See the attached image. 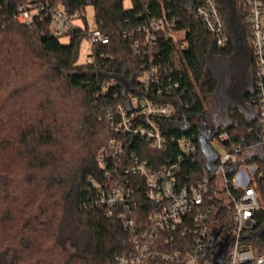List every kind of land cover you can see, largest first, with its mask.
<instances>
[{
  "label": "trees",
  "instance_id": "obj_1",
  "mask_svg": "<svg viewBox=\"0 0 264 264\" xmlns=\"http://www.w3.org/2000/svg\"><path fill=\"white\" fill-rule=\"evenodd\" d=\"M24 1L0 0V264H116L119 255L131 252V237L116 215L110 217L96 204V183L104 176L96 159L112 140L122 139L105 120L106 107L124 104L129 93L146 95L138 77L148 51L139 29L150 18L175 21V27L167 28L174 39L161 36L154 55L177 67L170 77L178 88L168 99L177 112L161 123L167 152L151 151L146 141L135 137L123 138L124 152L155 167L180 158L178 178L183 184H196L211 171L203 145L210 148L225 132L230 136V141L220 143L225 150L260 140L255 114L248 117L256 104L252 50L235 42L227 29L226 44L218 47L191 15V0H150L148 5L145 0H129L130 9L124 7L127 0H47L70 13L93 6L94 25L108 36L107 45L92 50V63L79 64L81 43L91 29L87 17L84 28L65 36L69 42L64 45L49 34L46 24L15 22L17 6ZM238 1L225 0L224 5H236L235 19L247 36ZM239 52L250 62L252 90L237 85L232 100L240 106L226 109L217 98L218 67L222 59ZM148 94L155 99L153 90ZM221 113L229 123L218 118L213 124L211 117ZM183 135L195 137V158L178 149ZM263 151L264 147L255 149L244 162L264 171ZM129 180L134 219L144 227L157 207L147 197L144 179ZM259 189L264 192V178ZM232 210L217 207L212 223L217 220L230 233ZM255 217L259 234L246 242L263 254L264 211ZM187 241L178 234L173 248Z\"/></svg>",
  "mask_w": 264,
  "mask_h": 264
},
{
  "label": "built area",
  "instance_id": "obj_2",
  "mask_svg": "<svg viewBox=\"0 0 264 264\" xmlns=\"http://www.w3.org/2000/svg\"><path fill=\"white\" fill-rule=\"evenodd\" d=\"M149 2L145 0L146 5ZM238 4L254 61V117L258 121L260 140L251 144H232L231 150L218 153L213 171L207 172L196 184L179 181L180 158L177 163L155 167L140 160L136 154L125 155L123 138L126 137L143 139L151 151L167 152L169 144L161 123L177 112L168 101L178 88V83L170 77L177 67L154 55L161 36L166 40L174 39L167 28L175 27V21L150 18L138 31L143 37V49L148 51V58L142 63V74L138 77L146 95L141 98L129 93L124 104L106 107L105 120L122 139L112 140L96 159L104 172L103 182L96 183V204L104 207L110 217L116 215L131 237V252L119 255L116 264H264V253L258 254L246 242V238H257L259 234L255 230V216L264 211L257 198L264 171L244 162L255 149L264 147V0H239ZM188 7L194 19L215 38L217 46H224L228 39L227 21L219 0H191ZM234 7L236 9V5ZM16 14L15 22L19 25L29 26L37 20L48 25L49 34L58 38L84 28L82 23L87 17L84 10L70 13L64 6L47 0H25L17 6ZM86 34L91 52L109 43L108 36L97 28ZM92 62L91 53L87 63ZM124 86L130 90L129 83ZM152 90L153 100L148 94ZM99 120L102 121V117ZM252 133L248 130V134ZM228 141L230 136L225 132L218 144ZM177 146L183 156H197L195 137L183 135L178 138ZM130 176L145 180L147 197L157 207L144 227L134 219ZM219 206H232L230 233L223 230L217 220L212 223ZM178 234L188 237V241L173 248Z\"/></svg>",
  "mask_w": 264,
  "mask_h": 264
},
{
  "label": "rangeland",
  "instance_id": "obj_3",
  "mask_svg": "<svg viewBox=\"0 0 264 264\" xmlns=\"http://www.w3.org/2000/svg\"><path fill=\"white\" fill-rule=\"evenodd\" d=\"M224 1L225 0L222 1L223 13H226L228 19L229 17L233 18V16L235 19L236 18L235 17L236 13L234 12L235 9L231 5H229V3H227V5H224L225 3ZM124 7L125 9H130L131 2L127 0L124 3ZM229 10H231V12L233 13L232 16H230ZM85 12L87 14L86 16H87L88 23L91 27V30H93V28H96V26L94 25L95 11L93 10V6L92 7L88 6L85 9ZM227 27L232 37L238 38L241 44H243V47L247 46L251 48L250 43H249V38L245 36V33H243L242 26L237 19L235 20V22L234 20H230V23H228ZM61 40L64 45L69 42V39L67 37H63L61 38ZM79 54L80 56H79L78 63L79 64L87 63L88 56L91 55V47L87 40H84L81 43ZM218 73L220 76V88H219V94L217 97L219 105L223 108L225 107L226 109L229 107L234 108L235 106H238V105L240 106V104L232 100V96H233V93L238 88L237 85L242 86L243 84H245L246 89L252 90L251 81H250V78H251L250 62L247 59L245 60L242 53L240 52L236 53L220 61L219 67H218ZM254 112L255 111L253 110V112L251 113L253 115L251 116L250 114V116L248 117L250 118L253 117L255 114ZM218 118L225 124L229 123V121H227V119L225 118V114H222V113L221 115H218V117H215V119H212L211 117V120H212L211 122L213 124H216V121L219 120ZM210 148L211 150H214L220 154H223L225 152L223 147H221L216 140L211 141ZM257 198H258V203H260L261 208L264 209V192L261 193L260 191H258Z\"/></svg>",
  "mask_w": 264,
  "mask_h": 264
},
{
  "label": "water",
  "instance_id": "obj_4",
  "mask_svg": "<svg viewBox=\"0 0 264 264\" xmlns=\"http://www.w3.org/2000/svg\"><path fill=\"white\" fill-rule=\"evenodd\" d=\"M204 144V143H203ZM203 148H204V152L205 154L207 155L208 157V168L213 171L214 169V164H215V161L217 159V157L215 156V153L213 152V150H211V148H209L208 146L206 145H203Z\"/></svg>",
  "mask_w": 264,
  "mask_h": 264
},
{
  "label": "crops",
  "instance_id": "obj_5",
  "mask_svg": "<svg viewBox=\"0 0 264 264\" xmlns=\"http://www.w3.org/2000/svg\"><path fill=\"white\" fill-rule=\"evenodd\" d=\"M230 20H234V22H235L236 19L230 17L228 23H230ZM228 23H227V26H228ZM227 31H228V27H227ZM228 33H229V31H228ZM229 34H230V33H229ZM230 35H231V34H230ZM231 37H232V35H231ZM232 38L235 40V42H240V40H239L238 38H234V37H232ZM251 115H252V114H251Z\"/></svg>",
  "mask_w": 264,
  "mask_h": 264
},
{
  "label": "flooded vegetation",
  "instance_id": "obj_6",
  "mask_svg": "<svg viewBox=\"0 0 264 264\" xmlns=\"http://www.w3.org/2000/svg\"><path fill=\"white\" fill-rule=\"evenodd\" d=\"M253 70H254V67H253ZM242 102L244 103V100Z\"/></svg>",
  "mask_w": 264,
  "mask_h": 264
}]
</instances>
